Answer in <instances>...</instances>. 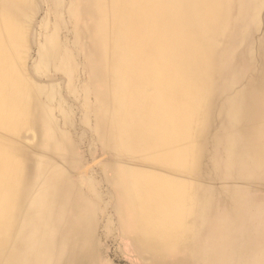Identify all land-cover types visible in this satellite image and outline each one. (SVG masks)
<instances>
[{
	"label": "bare ground",
	"instance_id": "bare-ground-1",
	"mask_svg": "<svg viewBox=\"0 0 264 264\" xmlns=\"http://www.w3.org/2000/svg\"><path fill=\"white\" fill-rule=\"evenodd\" d=\"M113 219L147 262L264 264V0H0V264Z\"/></svg>",
	"mask_w": 264,
	"mask_h": 264
},
{
	"label": "rangeland",
	"instance_id": "rangeland-1",
	"mask_svg": "<svg viewBox=\"0 0 264 264\" xmlns=\"http://www.w3.org/2000/svg\"><path fill=\"white\" fill-rule=\"evenodd\" d=\"M89 228L92 227L82 223H78L73 228L67 225L61 228L64 229L63 233L66 237L64 244L75 262L79 264H156L141 260L138 256V252L131 243L132 228L118 227L115 219H113L112 228L106 230L97 227L95 235L89 232ZM166 264L170 263L166 262Z\"/></svg>",
	"mask_w": 264,
	"mask_h": 264
}]
</instances>
